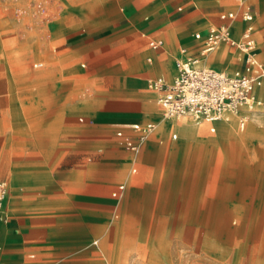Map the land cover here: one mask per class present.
<instances>
[{"label":"rangeland","instance_id":"1","mask_svg":"<svg viewBox=\"0 0 264 264\" xmlns=\"http://www.w3.org/2000/svg\"><path fill=\"white\" fill-rule=\"evenodd\" d=\"M211 1L191 0L184 21L155 0H0L3 206L41 218L36 264H264V112L190 135L167 121H195L165 118L147 85L170 82L198 50L193 33L235 8ZM249 3L260 46L264 0ZM222 56L218 68L235 67L232 50ZM109 100L142 103L141 113L103 118ZM145 122L154 128L139 155L116 145L119 127ZM120 182L124 195L112 196Z\"/></svg>","mask_w":264,"mask_h":264},{"label":"built area","instance_id":"2","mask_svg":"<svg viewBox=\"0 0 264 264\" xmlns=\"http://www.w3.org/2000/svg\"><path fill=\"white\" fill-rule=\"evenodd\" d=\"M221 19H234L235 13L229 11L220 14ZM241 19L248 24L239 36H234L229 24L213 25L202 33H194V37L202 39L197 53L182 57L177 62V69L170 82L163 77H150L147 85L158 92L157 102L165 117L188 116L196 123H210V131H214V122L222 120L227 114L239 117V126L243 127L248 113L264 112V98L258 91L264 92V64L256 57L253 37V15L244 10ZM160 39H151L149 46L157 48ZM221 44L234 47L242 53L243 66L232 72L218 70L203 62L207 53ZM37 65H41L38 62ZM154 123L135 124V136L126 135L122 130L116 136L122 146L138 153L143 143L151 134ZM175 137V135H173ZM124 185L119 184L112 195H122ZM8 188L0 180V216L4 217V200Z\"/></svg>","mask_w":264,"mask_h":264},{"label":"crops","instance_id":"3","mask_svg":"<svg viewBox=\"0 0 264 264\" xmlns=\"http://www.w3.org/2000/svg\"><path fill=\"white\" fill-rule=\"evenodd\" d=\"M155 1L157 3L162 1V3H164V5L167 7L168 14L176 16L175 19L183 18L184 21L186 15L195 12L197 9L193 5H190L191 0H155ZM225 3H227V0H212L209 7L212 6L215 9H219L223 7ZM233 3H234L233 5H235L234 9L231 8L228 10L221 11L217 15V17H214V20L217 21L218 23L209 25L203 29H199L194 33L198 31L204 33L208 27L213 25L229 24L232 27L233 35L237 37L240 35L241 31L248 24L247 21H243L241 19L242 12L244 10H248L253 15V20L250 21V23L253 25V37L255 40V47H256L255 54L256 57L264 64L263 58L258 55L262 51L264 44L257 46L256 33L258 31V27L256 22L257 20H256L255 11L251 8L249 0H233ZM183 6H186V8L184 9V11H180ZM149 7H152V4L149 5ZM207 8L208 6L205 9ZM229 11H233L235 13L234 19L231 20V19L220 18L221 13H226ZM189 27L190 25L188 26V28ZM151 39L154 38L151 37ZM194 39L200 43L198 45L199 46L198 50H199L202 45V39H197L195 37H192L190 41ZM224 47L232 50L235 53V57L233 60L235 63V67L229 71L226 70L225 68L224 69L218 68V66H216V63H220L222 61H227V62L230 61L222 56V49ZM147 60L150 61L151 57L150 56L147 57ZM203 62L205 63V65L209 67L218 70H223L226 72H232L236 69L242 68L243 66L242 53L239 52L234 47L229 46L227 44H221L212 51H210L209 53H207L203 59ZM258 93L260 96L264 98V92L258 91ZM140 109H142V103H139L137 106H131L130 104H128L126 100H109L106 103L105 109L101 111L100 114L103 116V118H114V119L118 118L119 120H124V119H131L135 117L136 114L141 113ZM133 110H138V111H133ZM218 121L214 122L213 124L217 123ZM127 129L125 127H119L116 131L122 130L126 135H130L132 137L135 136L136 133H133L134 131L132 128H129L128 130ZM173 135H175V137ZM173 135H172L173 138H176L177 134L174 133ZM115 137H116V132H115ZM116 139H117L116 145L120 146L121 144L117 137ZM145 142L143 143L138 153H134L131 150L130 151L134 155H139L144 147ZM131 170L132 172H134L136 170V167L133 165ZM119 184L124 185V190L122 192V195L119 196L120 198L124 195L126 190L125 184L123 182L118 183L115 186V188H113V190L111 191V195L112 192L117 189ZM4 212H5L4 217L0 216V264H36L37 262L41 261L43 257L42 251L45 249V244H46V236H45L46 233H45V229L43 228V225L40 223L41 218L38 217V215L29 214V213L9 214L5 211V208H4Z\"/></svg>","mask_w":264,"mask_h":264},{"label":"bare ground","instance_id":"4","mask_svg":"<svg viewBox=\"0 0 264 264\" xmlns=\"http://www.w3.org/2000/svg\"><path fill=\"white\" fill-rule=\"evenodd\" d=\"M211 64V63H210ZM158 69V68H157ZM161 111V110H160ZM159 111V112H160ZM144 112V111H143ZM149 113V112H148ZM159 115V114H158ZM166 118V117H165ZM234 114L232 113H229L226 115V117L224 118L226 121H229L228 124L226 123V125L224 124V128L227 132H231L233 129V122H234ZM167 123L169 124L170 128L173 127V128H177L179 129L180 131H182L183 133H189L190 135L195 133V132H198L201 130L202 128V125L201 124H198V123H191V122H180V123H177L176 121L174 120H170V121H167ZM167 123H164L162 122L160 124V127H165L167 125ZM215 124H218V123H215ZM221 125V124H220ZM234 131V130H233ZM219 134V133H218ZM221 135V134H220ZM224 136V134H223ZM8 195V194H7ZM11 196V195H10ZM10 201V200H9ZM8 205V204H7ZM125 239V238H124ZM86 241V240H85ZM88 241V240H87ZM81 242V241H80ZM83 242V241H82ZM91 244H96L98 245V240L97 239H92L91 240ZM91 248V247H89ZM93 248V247H92ZM101 248V246H100ZM92 252V251H91ZM103 253V252H102ZM88 254H93V253H88Z\"/></svg>","mask_w":264,"mask_h":264}]
</instances>
